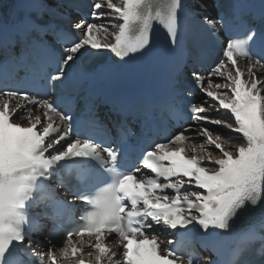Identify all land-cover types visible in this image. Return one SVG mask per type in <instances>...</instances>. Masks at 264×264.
<instances>
[{
  "label": "snow or ice",
  "instance_id": "snow-or-ice-1",
  "mask_svg": "<svg viewBox=\"0 0 264 264\" xmlns=\"http://www.w3.org/2000/svg\"><path fill=\"white\" fill-rule=\"evenodd\" d=\"M105 6L108 16L122 21H109L117 31L109 33L108 27L80 17L71 22L75 36L63 28L56 30V42L69 44L58 54L42 38L53 27L50 23L41 25L26 17L14 26L23 33L37 34L29 48L43 61V72L52 68V73L44 77L52 92L58 82L63 87L72 78L78 61L89 50L109 51L119 60L143 55L151 44L154 22L166 30L172 45L177 43V13L182 0H165L159 6L155 0H91V18L100 20ZM203 22L213 34L219 33L217 22L208 17ZM219 24L225 28L226 39L218 58L205 72L193 70L190 87L186 88L187 96L200 93L204 97L199 105L187 106L193 124L170 138L149 141L141 149L140 167L125 164L123 145L108 146L79 133L71 139L73 114L58 110L59 97L49 102L28 91L0 86V264H14L15 249L31 253L34 264H58V260L60 264H86L84 255L94 256L95 264H178L182 257L174 248L160 251L157 226L173 231L199 226L204 233L230 230V221L240 209L255 207L264 200V79L257 75V69L264 72V11L258 26L246 25L237 34L227 28L223 17ZM109 35L114 42H108ZM258 41L259 51H254ZM239 58L249 61L246 72L238 66ZM8 64H0V80L7 77ZM214 78L222 82H214ZM33 106L45 109L42 116H33ZM209 109L225 110L230 121L205 115ZM17 117L28 123L18 122ZM54 117L68 127L62 129ZM209 124L236 135L217 132L214 136L205 126ZM189 132L204 137V141L196 142L186 135ZM235 139L242 142L227 147L222 143ZM209 147L217 153L208 151ZM62 171L75 172L80 183L73 185L60 175ZM54 178L74 200L85 205L78 222L69 228L58 226L63 237L59 257L52 247L39 254L31 248L35 243L43 250L45 243L33 240L32 233L38 229L30 209L45 198L43 189ZM52 198L65 207L71 203L61 201L54 193ZM257 224L264 228V215L249 225L245 239L260 240L258 252L264 256V234L256 231ZM113 236L112 244H107ZM74 237L79 238L81 247L73 244ZM52 241L50 234L47 243ZM85 243L91 249L87 253L82 251Z\"/></svg>",
  "mask_w": 264,
  "mask_h": 264
},
{
  "label": "bare ground",
  "instance_id": "bare-ground-1",
  "mask_svg": "<svg viewBox=\"0 0 264 264\" xmlns=\"http://www.w3.org/2000/svg\"><path fill=\"white\" fill-rule=\"evenodd\" d=\"M119 1H120V0H113V2H115V3H118ZM113 30H115V29H114V28L112 29V28H109V27H108V31H109V33H112ZM110 37H111V35H109L108 41L110 40ZM240 69H241L242 71H245V72H246V71H247V65H246V64L241 65V66H240ZM257 75H258L259 77H261L262 79H264V72H262L261 70L257 69ZM214 82H222V81L215 80V78H214ZM206 86H207V85H206ZM202 101H203V100H201V102H202ZM201 102H200V103H201ZM212 111H216V110L213 109ZM216 118L223 119V120H229V121H230V114H222L221 116H217ZM219 133H222V134L225 135V136H227V135H236V134H231V133L226 134V133H223V132H219ZM215 134H216V133H214V136H215ZM192 137H194V140H195L196 142L202 143V142L204 141V138H202V137H200V136H195V134L192 135ZM241 142H242L241 139H235V140H232L231 142H229V141H222V143H224L226 147L228 146L229 143H231V144L234 145V144H239V143H241ZM189 143H190V142H189ZM208 151L213 152L214 154L217 153V151L214 150L213 147H209V148H208ZM211 167H214V165H211Z\"/></svg>",
  "mask_w": 264,
  "mask_h": 264
}]
</instances>
